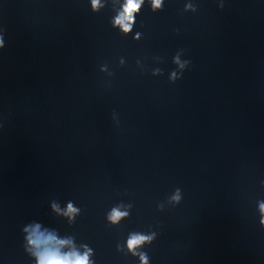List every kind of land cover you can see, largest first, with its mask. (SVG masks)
<instances>
[{
  "label": "water",
  "instance_id": "95a60500",
  "mask_svg": "<svg viewBox=\"0 0 264 264\" xmlns=\"http://www.w3.org/2000/svg\"><path fill=\"white\" fill-rule=\"evenodd\" d=\"M123 2L0 0V264H264V0Z\"/></svg>",
  "mask_w": 264,
  "mask_h": 264
},
{
  "label": "clouds",
  "instance_id": "9594fccd",
  "mask_svg": "<svg viewBox=\"0 0 264 264\" xmlns=\"http://www.w3.org/2000/svg\"><path fill=\"white\" fill-rule=\"evenodd\" d=\"M149 2L153 12L163 10L165 0H149ZM90 4L91 11L93 13H98L102 8L105 7V5L101 3V0H90ZM143 4L144 0H124L123 4L120 6V10L116 13L111 21L112 27L118 28L124 35L131 33L133 25L136 23V15L141 11ZM185 11L194 12L196 9L191 4H188L185 5ZM139 38L140 33L137 32L133 39L138 40ZM0 47H3L2 39H0ZM174 62L179 63V58L176 57ZM181 67H183V65H181ZM173 200L179 202V190H177V194L173 197ZM52 208L53 211L59 212V208L56 204H53ZM259 209L262 216L260 223L261 225H264V203H260ZM75 212H77V209H75L73 205L69 203L64 215L71 218V215ZM125 216H127L126 212L113 209L108 219L111 222L116 223ZM24 232L28 233L25 239L27 240L30 248L34 250L32 254L36 257V264H90V250L85 251L84 254H80L75 250L62 252L61 248L70 244L71 242L69 240L57 239L54 233L45 234V232H41L39 224L25 227ZM153 238L154 236L133 234L127 241V247L129 251L133 253V255H136L137 253L135 249L144 243H150ZM140 260L141 264H148L147 257L144 254H140Z\"/></svg>",
  "mask_w": 264,
  "mask_h": 264
}]
</instances>
